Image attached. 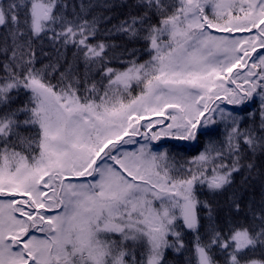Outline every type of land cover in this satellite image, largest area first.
I'll list each match as a JSON object with an SVG mask.
<instances>
[{"label":"snow or ice","instance_id":"1","mask_svg":"<svg viewBox=\"0 0 264 264\" xmlns=\"http://www.w3.org/2000/svg\"><path fill=\"white\" fill-rule=\"evenodd\" d=\"M0 264H264V0H0Z\"/></svg>","mask_w":264,"mask_h":264}]
</instances>
